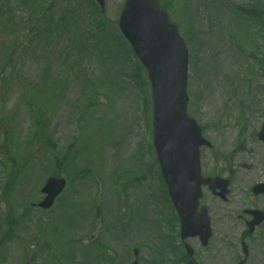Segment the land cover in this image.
<instances>
[{
	"label": "rangeland",
	"instance_id": "rangeland-1",
	"mask_svg": "<svg viewBox=\"0 0 264 264\" xmlns=\"http://www.w3.org/2000/svg\"><path fill=\"white\" fill-rule=\"evenodd\" d=\"M105 1L101 15L95 13L92 0H0V237L7 232L9 223L14 232L9 230L7 235L17 237V242L6 243L0 249V264H78L85 259V253L100 252L111 258L112 254L120 256L122 264H127L128 254L117 248L128 243H114L112 237V205H116L113 181H118V190L130 182L144 185V179L139 181L142 167L134 159L149 144V114L145 112L150 107V90L146 74L133 71L136 62L115 26L124 0ZM160 4L180 24L190 53L193 49L198 54L194 53V67L193 60L190 62L189 115L198 120L220 117L228 92L224 78H234L242 71L240 67L233 70L240 62L237 61L221 72V58L226 57L228 63L229 52H222L218 40L226 28L238 23L233 14L238 7L255 15L260 12L264 19V0H161ZM38 15L49 28L46 34L37 32L40 26L35 27L34 20ZM242 24L244 36L249 31L255 33L253 22L246 20ZM235 33L230 38L235 39ZM47 81L56 86V93L48 89L50 96L37 97L38 87ZM33 88V97H29ZM29 99L35 104L31 112ZM44 110L49 111L50 120L41 118L35 127L40 141H30L32 151L50 153L51 158L54 153L63 156L67 150L73 153L69 144L73 136H79L80 150L91 152L87 159L92 165L87 163V167L92 166V172L75 174L71 167L62 172L55 170L69 178V186L49 212L39 213L24 208L38 198L43 177L53 174V164L49 160L34 166L25 163L26 168L19 171L10 151L17 141L26 144L27 133L33 130L32 115L39 116ZM82 111L86 114L80 123ZM15 118L17 129L4 126L14 125ZM4 134L12 135L10 141ZM77 163L81 165L85 159L77 158ZM143 163L147 168L152 164L147 153L143 154ZM155 181L159 183L157 173ZM153 190L159 200L162 190L157 185ZM94 202L100 203L101 215ZM115 216L125 224L127 220V228L132 230L140 222L136 209L132 207L128 212L126 205ZM46 223L49 226L44 232ZM51 224L59 227L60 234ZM68 226L70 229L64 231ZM87 238L99 240L105 248L89 252L77 248ZM140 238L147 244L155 239L149 234ZM33 250L37 252L34 255ZM148 252L153 254L152 247Z\"/></svg>",
	"mask_w": 264,
	"mask_h": 264
},
{
	"label": "flooded vegetation",
	"instance_id": "flooded-vegetation-1",
	"mask_svg": "<svg viewBox=\"0 0 264 264\" xmlns=\"http://www.w3.org/2000/svg\"><path fill=\"white\" fill-rule=\"evenodd\" d=\"M255 82L231 87L222 118L201 125L209 145L200 149V173L211 184L201 186L194 212L172 208L162 221L176 264H264V77ZM204 212L208 239L197 229Z\"/></svg>",
	"mask_w": 264,
	"mask_h": 264
},
{
	"label": "water",
	"instance_id": "water-1",
	"mask_svg": "<svg viewBox=\"0 0 264 264\" xmlns=\"http://www.w3.org/2000/svg\"><path fill=\"white\" fill-rule=\"evenodd\" d=\"M120 28L148 71L152 86L154 143L170 196L175 201L179 187L191 192L186 185L198 175L197 155L202 142L195 122L186 114L187 51L154 0H127ZM193 154L196 155V170L195 163L190 162L177 173L179 160H189ZM176 174L183 178L184 185L175 181ZM63 187V180L49 179L43 189L48 196L41 205L51 206Z\"/></svg>",
	"mask_w": 264,
	"mask_h": 264
}]
</instances>
